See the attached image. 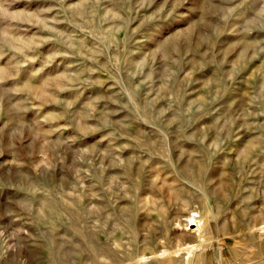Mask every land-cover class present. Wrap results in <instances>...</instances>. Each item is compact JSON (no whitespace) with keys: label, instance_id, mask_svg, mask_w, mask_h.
Segmentation results:
<instances>
[{"label":"rangeland","instance_id":"1","mask_svg":"<svg viewBox=\"0 0 264 264\" xmlns=\"http://www.w3.org/2000/svg\"><path fill=\"white\" fill-rule=\"evenodd\" d=\"M197 244L264 264V0H0V264Z\"/></svg>","mask_w":264,"mask_h":264},{"label":"bare ground","instance_id":"2","mask_svg":"<svg viewBox=\"0 0 264 264\" xmlns=\"http://www.w3.org/2000/svg\"><path fill=\"white\" fill-rule=\"evenodd\" d=\"M188 223H189V225H199L200 224V221H199V218H198V216L197 215H195V214H193L189 219H188ZM200 228V227H199ZM198 228V231L200 230ZM197 229V228H196ZM198 245V244H197ZM200 248V245H198V246H190L188 249H185V253H184V256H183V261H184V263L183 264H188L189 262H190V260L197 254V253H199V252H197L198 250L197 249H199ZM201 249V248H200ZM162 254L163 253H166V252H161ZM162 254H160L161 256L160 257H162L163 255ZM164 255H166V254H164ZM167 256V255H166ZM165 256H163V258H164ZM139 261H137L138 262V264L140 263V264H142V263H146L148 260L147 259H138Z\"/></svg>","mask_w":264,"mask_h":264}]
</instances>
